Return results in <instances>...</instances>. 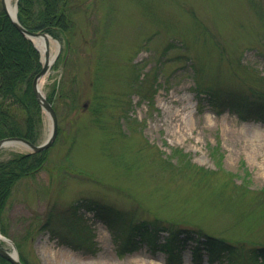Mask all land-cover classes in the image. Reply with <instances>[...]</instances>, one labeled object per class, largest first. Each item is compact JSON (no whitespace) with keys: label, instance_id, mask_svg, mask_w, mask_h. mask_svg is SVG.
I'll return each instance as SVG.
<instances>
[{"label":"rangeland","instance_id":"374dc122","mask_svg":"<svg viewBox=\"0 0 264 264\" xmlns=\"http://www.w3.org/2000/svg\"><path fill=\"white\" fill-rule=\"evenodd\" d=\"M73 3L76 28L59 40L65 60L52 64L43 87L46 96L55 91L58 133L46 167L13 188L3 217L8 237L21 241L50 218L54 235L34 229L23 245L31 264H166L165 254L144 244L120 253L108 228L75 208L96 199L138 218L244 240L245 252L264 244V123L230 110L217 115L196 94L198 84L249 96L251 88L264 91V0ZM51 124L43 111L38 144ZM177 150L207 170L220 165L218 176L203 183L178 169ZM27 152L2 149L0 160ZM85 236L100 249L67 243ZM181 259L193 264L189 249Z\"/></svg>","mask_w":264,"mask_h":264},{"label":"trees","instance_id":"16d2710c","mask_svg":"<svg viewBox=\"0 0 264 264\" xmlns=\"http://www.w3.org/2000/svg\"><path fill=\"white\" fill-rule=\"evenodd\" d=\"M74 0H19L18 21L25 28L39 32H47L53 38L60 40L62 36L70 37L76 28L79 7ZM65 57L60 55L57 62L63 63ZM195 67V66H194ZM41 57L31 41L26 39L14 26L6 13L0 9V140L8 137L24 138L37 143L43 124V111L33 93L32 81L41 70ZM264 81V76L260 78ZM196 91L198 104L207 100L213 112L217 115L230 110L242 121H257L264 123V91L251 88V96L240 92L223 90L210 86ZM196 90V89H195ZM60 96L65 97L59 88ZM55 91L47 95V100L53 104ZM154 95L152 96V100ZM151 102V101H150ZM95 109H93L94 113ZM100 113V112H99ZM95 122L103 128L99 115ZM213 157L219 164L223 156L219 147L211 148ZM49 150L40 153H14L6 160H0V231L9 236L3 217L8 206L13 188L23 179L33 177L46 167L49 160ZM174 166L178 169L191 171L200 182L210 183L221 170L217 165L215 171L207 170L192 164L188 154L177 150ZM178 156H181L178 157ZM170 163V157H167ZM165 160V161H166ZM244 163V162H243ZM233 177V175H230ZM245 178L249 172L245 171ZM231 178L224 182L230 184ZM243 184V183H241ZM240 184V185H241ZM227 186V187H228ZM245 187V186H244ZM244 187H240L244 190ZM248 187V186H247ZM264 196V186L260 190ZM85 212L93 214L95 221L103 223L111 232L120 253L132 252L145 245L151 252H161L166 256V264H182L181 252L189 249L193 264H199L204 258L209 263L217 264H264V244H253L244 251L245 241L210 234L202 227L187 228L175 223H167L159 218H138L134 213L118 208L96 199H84L75 205ZM49 232L54 235L51 219L33 229H27L21 241L14 240L19 251L20 260L31 264L23 250L28 240L32 242V232ZM77 244L69 245L87 252L100 249L97 243L85 236ZM0 264H11L0 257Z\"/></svg>","mask_w":264,"mask_h":264},{"label":"water","instance_id":"95a60500","mask_svg":"<svg viewBox=\"0 0 264 264\" xmlns=\"http://www.w3.org/2000/svg\"><path fill=\"white\" fill-rule=\"evenodd\" d=\"M17 3L18 2H16V6H15V8H16L15 16L12 17L6 9L5 0H2V8H3L4 12L7 14V16L10 18L11 22L16 27V29L25 38L29 39L32 42H33V38H36V37H44V38L51 37L45 32H33V31H30V30L26 29L25 27H23L17 19V11H18V4ZM35 47H36V45H35ZM59 51H60V46H58V52L54 56L53 61L57 58ZM45 55H46V60L44 62H42L43 66H42L41 71L33 79L32 89H33L34 95H35L38 103L40 104L42 109L48 114V116L50 117V119L52 121L51 133L48 136V138L40 144H33V143L29 142L28 140H25L22 138H17V137L4 138V139L0 140V150L2 149V147H4V145L6 143L13 142V143L21 144V145L25 146L31 152L37 153V152H42L44 150L49 149L56 139L57 129H58L57 114H56L55 110L53 109L51 103H49L47 101L46 97L42 94V92L40 90L41 80L47 75V73L51 67V64L53 62V61L50 62L48 59L49 58L48 49H46ZM2 238L5 242H7L11 246V249L8 250V249H5V248L0 246V256L4 259L8 260L11 264H23L20 261L19 254L17 252V248H16L14 242L12 240L4 237V236H2Z\"/></svg>","mask_w":264,"mask_h":264},{"label":"bare ground","instance_id":"6f19581e","mask_svg":"<svg viewBox=\"0 0 264 264\" xmlns=\"http://www.w3.org/2000/svg\"><path fill=\"white\" fill-rule=\"evenodd\" d=\"M5 6H6V9H7L8 13L12 17H14L15 16V12H16L14 0H5ZM33 42L35 43L37 48L40 50V52L42 54L43 61L46 60L45 52H46V49H48V51H49V58L48 59H49L50 62H52L53 58H54V55L56 54L57 49H58L57 42L54 41L53 39H51L50 37H48V38L36 37V38H33ZM52 48H55L56 51L54 52L52 50ZM45 81H46V76L41 80L40 90H41L42 94L46 96V94L44 93V90H43V87L45 85ZM174 119L178 121V115H176L174 117ZM17 148H25V147L23 145H21V144H16V143H13V142H8L3 147V149H9V150L10 149H17ZM1 241H3V238L0 235V242Z\"/></svg>","mask_w":264,"mask_h":264}]
</instances>
